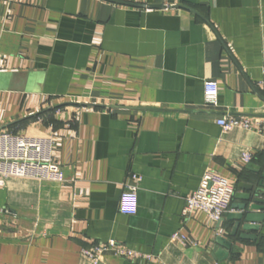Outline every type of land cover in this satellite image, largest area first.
<instances>
[{"label":"crops","instance_id":"1","mask_svg":"<svg viewBox=\"0 0 264 264\" xmlns=\"http://www.w3.org/2000/svg\"><path fill=\"white\" fill-rule=\"evenodd\" d=\"M207 80L220 87L215 107ZM234 115L264 118V0H0V132L41 140L64 174L0 176V264H95L82 249L111 239L152 259L107 250L100 264H264V208L250 209L258 229L243 218L235 235L240 197L219 222L182 217L209 171L234 195L258 187L250 164L264 169V134L223 130L218 119ZM132 173L138 211L127 215Z\"/></svg>","mask_w":264,"mask_h":264},{"label":"built area","instance_id":"2","mask_svg":"<svg viewBox=\"0 0 264 264\" xmlns=\"http://www.w3.org/2000/svg\"><path fill=\"white\" fill-rule=\"evenodd\" d=\"M220 87L217 81L207 80L204 83V95L206 105L217 106ZM218 124L225 131L234 128L245 130L255 129L264 134V118L250 117L248 115H234L218 119ZM7 139L13 145L12 149L0 152V176L3 179L9 177H33L39 180L63 181L62 167L56 159L45 152L43 143L39 139L25 138L13 135L11 132H0V139ZM245 161H250L252 155H243ZM141 177L132 173L123 183V191L120 199V212L134 215L138 211V191ZM235 192L234 182L219 173L209 171L205 175L200 187L186 196V204L182 210L184 219L190 218L195 212L201 211L214 221L219 222L231 208ZM173 239H179L186 243L188 237L176 232ZM107 250H113L119 256L130 260H151L152 255L133 249L125 244L109 240L82 249V254L93 263L100 264L102 254Z\"/></svg>","mask_w":264,"mask_h":264},{"label":"water","instance_id":"3","mask_svg":"<svg viewBox=\"0 0 264 264\" xmlns=\"http://www.w3.org/2000/svg\"><path fill=\"white\" fill-rule=\"evenodd\" d=\"M123 4H129V5H134V6H139V7H148V8H166V5L164 4H155V5H141V4H134V3H126V2H121ZM174 7H185L183 5H175ZM190 10H193L191 8H188ZM251 167H253V171L256 173L260 174L259 180H258V187L252 183V184H247V183H240L239 187L243 189H247L250 191V193L247 194H237L234 195L235 197H240L242 200H244V203L242 205L237 206L239 209L244 210L243 213H238V214H229L228 217L237 220V223L234 226L233 229V234L237 232L239 226H240V220L245 219L246 223L243 225L244 230H255L258 229L257 225H251L249 222L255 221L257 218H263V215H255L250 213V209H263L264 207V199H261V196L264 195V169L260 170V168L255 167L253 164H250ZM232 208L233 205L231 206ZM249 235H241L240 237L243 238H248ZM216 242L218 245L224 246L226 249H231L233 246V243L221 236L217 237ZM215 252H217V255L221 254V249L218 247H215ZM226 254V253H224Z\"/></svg>","mask_w":264,"mask_h":264}]
</instances>
